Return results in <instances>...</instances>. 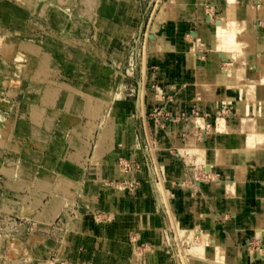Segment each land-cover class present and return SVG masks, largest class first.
<instances>
[{"label":"rangeland","instance_id":"374dc122","mask_svg":"<svg viewBox=\"0 0 264 264\" xmlns=\"http://www.w3.org/2000/svg\"><path fill=\"white\" fill-rule=\"evenodd\" d=\"M122 1L0 0V264H261L263 218L257 220L255 235L240 236L237 229L245 225V212L233 218L235 206L229 208L225 202L234 195L239 180L248 193L264 190V161L260 166L228 160L216 142L230 128L226 124L238 118H244L251 129L246 133L249 143L259 141L261 135L256 144L264 141V80L257 69L261 66L264 71L263 0H183L160 25V32L155 26L168 0H132L125 8L131 11L129 24L119 23L110 32L101 19L118 22ZM183 21L188 23L180 24ZM235 22L246 24L249 31L245 24L240 26L249 40L236 38L228 48V39H234V30L240 27ZM153 44L161 48L160 55L168 54L162 70L172 60L167 50L183 54L186 70L193 66L188 75L195 72V82H187L186 91L177 89L176 103L181 105L185 95L198 99L187 101L190 111L175 115L174 131L168 130L170 113L160 105L149 110V121L165 133L154 125V137H140L129 156L118 158L122 179H106L111 168L106 162L116 155L113 134L121 130L118 140L129 148L134 145L133 121L122 104L136 98L138 88L145 85L141 69ZM222 44L232 50L230 54ZM210 68L214 70L209 72ZM177 78L183 81L182 75ZM243 80L248 92L255 86L250 92H260V98L250 102ZM91 95L107 102L87 135L89 151L78 156L80 145L72 142L79 128L74 122L66 125L63 118H79L80 103ZM194 118L206 123L210 139H204L200 123L192 126ZM202 156L212 158L210 172ZM225 159L233 172L227 179H223L225 166L220 165ZM176 164L186 169L182 177L174 176ZM23 166L29 169L26 175ZM250 167L262 173L258 180L248 176ZM219 181L229 182L227 194L216 199L206 189ZM33 189L42 192L38 201ZM141 203L146 207L140 209ZM247 203L251 207L254 201L248 197ZM189 208L192 213L186 216ZM116 214L122 215V224L114 220ZM205 216L212 228L200 222ZM223 231L239 235L240 241L228 239ZM248 249L253 258L239 261Z\"/></svg>","mask_w":264,"mask_h":264},{"label":"bare ground","instance_id":"6f19581e","mask_svg":"<svg viewBox=\"0 0 264 264\" xmlns=\"http://www.w3.org/2000/svg\"><path fill=\"white\" fill-rule=\"evenodd\" d=\"M181 1H183V0H168V1H166L165 3H164V5H163V7H162V9H161V11H160V13L158 14V18H157V23H156V26H155V28H156V30L158 31V32H160L161 31V27H160V25L161 24H163V22L166 20V19H168L169 18V16L172 14V12L174 11V10H176L178 7H179V3L181 2ZM231 1H233V0H231ZM262 1V0H261ZM128 2H132V0H123L122 2H120V4H119V7L121 8V11L119 12V14H118V22H114V21H111V20H109V19H106V18H104V19H101V17H98L96 20H100L101 19V22L104 24V26H105V28L106 29H108L110 32H114L115 31V29H116V27H117V25L119 24V23H121V24H129V21L131 20V11H129L128 9L127 10H125V8L127 7V4H129ZM263 2H264V0H263ZM262 2V3H263ZM85 5V4H84ZM260 8H264V6L263 7H260ZM263 11V10H262ZM86 12V11H85ZM261 14V13H260ZM264 14V13H263ZM264 18V17H263ZM172 19V18H171ZM235 23H237V22H235ZM243 23V25L245 24L244 22H241V24ZM232 24V23H231ZM230 24V25H231ZM233 24H234V22H233ZM238 24V23H237ZM240 24V25H241ZM225 25H227V24H225ZM239 24H238V26H240ZM229 26V25H228ZM242 26V25H241ZM239 27V28H235L236 30H234L235 31V34L233 33V36L232 37H235L234 39H232L231 38V33L229 32V30H228V34H227V36L230 34V38L231 39H228L230 42H228V40L227 41H225L224 43H226V42H228V48H231V45L232 44H234V42L236 41V38H240L241 40L243 39V40H249L248 39V37H245V30L246 29H244L243 27ZM70 27H72V28H77L78 27V25H70ZM226 27V26H225ZM232 27V26H231ZM236 27V26H235ZM245 27L247 28V26H246V24H245ZM233 28V27H232ZM231 28V29H232ZM227 29V27L224 29H222L221 28V31L222 30H226ZM248 29V28H247ZM248 31H249V29H248ZM232 32H233V29H232ZM223 33H224V31H223ZM227 33V32H226ZM220 34H221V32H220ZM249 34V33H248ZM224 35V34H223ZM222 35V36H223ZM238 36V37H237ZM221 37V36H220ZM204 38H205V36H204ZM207 38V37H206ZM209 38L210 39H212L213 40V38H214V36H213V34H211V35H209ZM222 38V37H221ZM228 38V37H227ZM237 39V40H238ZM224 40H225V36H224ZM254 40V39H253ZM205 41V40H204ZM255 41V40H254ZM206 42H208V41H206ZM217 42V41H216ZM222 42V41H221ZM221 42H220V44H221ZM238 42H239V40H238ZM237 42V43H238ZM241 42H243V41H241ZM240 42V43H241ZM253 42V41H252ZM200 43V42H199ZM236 43V42H235ZM244 43V42H243ZM182 44V43H181ZM202 44V43H201ZM227 44V43H226ZM239 44V43H238ZM247 44V43H246ZM154 46H152L153 47V49H151L152 50V52H153V54L155 53V54H159V53H161V48L160 47H158V46H156V44H153ZM229 45H230V47H229ZM249 45V44H248ZM251 45V44H250ZM254 45V44H253ZM203 46V45H202ZM213 46H214V44H213ZM222 46H223V49L226 47H224V45L222 44ZM235 46H237V45H235ZM252 46V45H251ZM233 47H234V45H233ZM239 45H238V49H239ZM196 49V48H195ZM242 49V48H241ZM199 50V49H198ZM225 50V49H224ZM226 50H228L227 48H226ZM225 50V51H226ZM236 50V49H235ZM250 50V49H249ZM229 51V50H228ZM232 51V50H231ZM231 51H229L228 53L230 54L231 53ZM234 51V50H233ZM243 51V50H242ZM252 52H253V50H251ZM224 52V51H223ZM236 52V51H235ZM235 52H233V53H235ZM246 52V51H245ZM244 52V53H245ZM247 52H248V50H247ZM226 53H227V51H226ZM238 53H239V51H238ZM162 54V53H161ZM241 54V53H240ZM258 55V54H257ZM242 57V60L244 59L243 58V55H241ZM154 57V56H153ZM259 57V56H258ZM257 57V58H258ZM237 58V57H236ZM213 59V58H212ZM239 59V58H238ZM249 59H250V57H249ZM259 59V58H258ZM262 59V58H261ZM257 60V59H256ZM213 61V60H212ZM259 61V60H258ZM241 62H243V61H241ZM196 64V63H195ZM242 64V63H241ZM248 64V63H247ZM262 64H263V60H262ZM244 65V64H243ZM259 65H260V62H259ZM264 65V64H263ZM196 66V65H195ZM194 66V67H195ZM191 67H193V66H191ZM214 67V66H213ZM243 67H245V66H243ZM264 67V66H263ZM257 68V67H256ZM258 71L260 72L259 74L261 75V77H262V79H261V81L263 82V80H264V71H262V69H261V66H259L258 68ZM256 69V70H257ZM216 70V69H215ZM262 71V72H261ZM241 72V71H240ZM240 74V76H241V73H239ZM258 77H260V76H258ZM243 78V77H242ZM242 78H240L239 79V81L241 80V82H242ZM199 79V78H198ZM205 79V78H204ZM244 79V78H243ZM255 79V78H254ZM260 79V78H259ZM246 80V79H245ZM249 80V79H248ZM248 80H246V82L248 81ZM252 81H253V79H251ZM209 81V80H208ZM211 81V80H210ZM255 81H259L258 79H255ZM254 81V82H255ZM243 85L246 83L244 80H243ZM250 82V81H249ZM253 82V83H254ZM248 83V82H247ZM247 83H246V87L248 86L247 85ZM251 84H252V82H250ZM255 84H258V83H255ZM254 84V85H255ZM214 85V84H213ZM237 85V84H236ZM235 85V86H236ZM239 85H240V87H243V86H241V84L239 83ZM238 85V86H239ZM209 86V85H208ZM253 85H251V87H252ZM210 87V86H209ZM214 87H215V85H214ZM245 87V85H244V88H246ZM254 87L255 86H253L252 88H250V91L253 89L254 90ZM212 88V87H211ZM217 88H218V86H217ZM217 88H215V89H217ZM220 88H222V87H220ZM219 88V89H220ZM213 89V88H212ZM248 88H246V90H247ZM207 90V89H206ZM205 90V91H206ZM252 90V91H253ZM208 91H209V89H208ZM210 91H211V89H210ZM216 91V90H215ZM219 91V90H218ZM222 91V90H221ZM248 92V90H247V92L248 93H250L249 94V96L248 97H250L251 99H250V102H251V100H253L252 98H255V97H257V96H259L260 95V92H258V91H254V92ZM261 91V90H260ZM212 92V91H211ZM215 93V92H214ZM217 93V92H216ZM215 93V94H216ZM220 93V92H219ZM205 94V93H204ZM118 100H121L120 99V97H116ZM204 99H208L209 98V96H208V94H207V96H204L203 97ZM259 98H260V96H259ZM258 101H260V102H262V100H259V99H257ZM208 102V101H207ZM257 102V101H256ZM259 102V103H260ZM208 104V103H207ZM253 104V103H252ZM251 104V105H252ZM264 105V104H263ZM261 106V105H260ZM262 107V106H261ZM249 108V107H248ZM110 112V111H109ZM108 113V112H107ZM107 113H105V114H107ZM110 114V113H109ZM103 119H105V118H103ZM246 119V118H245ZM244 118H238V119H236V120H234V121H230L229 122V124H226V125H228L230 128L225 132V133H223V140L222 141H217L216 143H217V146L218 147H220V149L221 148H223L222 150H224V152H222V150H220L219 148V150L221 151L220 153H223L222 155H223V157H224V155H229L230 157L228 158V155H227V159L228 160H231V161H238V162H245V163H253V165L254 164H258V165H260V166H262V164H263V161H264V141H262V142H260V143H257L256 144V142H259V141H261L262 139V135H261V137H257L256 139L257 140H259V141H255L254 139H252L253 141L251 142V143H249L250 141H251V137L249 136L248 138L250 139V141H249V139L248 138H246V133H247V130H251L250 129V127L248 128L246 125H245V123H247V122H245L244 123ZM247 120V119H246ZM220 121V120H219ZM218 121V123L220 124L221 122H219ZM193 124H192V126L194 125H197L198 123H200L201 125H202V127H203V130H204V133H203V136H204V139H210V136H211V132H210V129H208V127H207V125H206V123H203L200 119H197V118H194L193 119ZM226 123V122H225ZM103 124V123H102ZM223 124V123H222ZM221 124V125H222ZM225 125V124H224ZM227 126V127H228ZM123 127V126H122ZM226 129V128H225ZM7 131H8V128H5L4 130H3V132L6 134L7 133ZM104 133V132H103ZM260 136V135H259ZM259 138V139H258ZM248 139V140H247ZM261 139V140H260ZM264 140V139H263ZM255 141V145H254V147H253V145H252V143ZM190 142V141H189ZM5 144V143H4ZM189 144V143H188ZM249 144H251L252 145V147L253 148H250V146L251 145H249ZM227 147H229V149L227 148ZM250 148V149H248V148ZM97 148H99V147H97ZM202 148H204V144H203V147ZM231 148V149H230ZM98 150V149H97ZM204 150V149H203ZM228 150H229V152H228ZM94 151V150H93ZM232 151V152H231ZM205 153H206V151H204ZM203 153V152H202ZM220 156H221V154H220ZM11 157V156H10ZM222 157V158H223ZM93 158H94V156H93ZM225 158V157H224ZM202 159L204 160L203 162H205L204 163V165L206 164V171H209L210 172V170H211V168L213 167V163L212 162H210V160L212 159H210V158H207V156L205 157V159L203 158V156H202ZM202 159H200V160H202ZM227 159H225L223 162L224 163H222V161H220L221 163H220V165L222 164V165H224L225 167V169H224V177L225 178H223V179H227V178H229V177H231V176H233V172H232V169H231V166L230 167H228L229 165H225V161L227 160ZM94 160H95V158H94ZM12 161V160H11ZM219 161V160H218ZM12 163V162H11ZM98 164V163H97ZM102 165V164H101ZM258 165H256V166H258ZM3 166V165H2ZM12 166H13V164H12ZM5 167V166H4ZM101 167V166H100ZM103 167V166H102ZM101 167V168H102ZM174 169L176 170V174L174 175V176H176L177 175V173H178V176H181V174H182V176H183V172L186 170V169H184V171L182 170L183 168H182V166L181 165H174ZM8 168V167H7ZM255 168H257V167H255ZM254 167H250L249 169H248V176L249 177H257V178H259V176L262 174L260 171H259V169L257 170V169H255ZM102 169H104V168H102ZM22 171L21 172H23V175H26L27 173H28V169L27 168H25V167H23L22 169H21ZM102 172H103V170H102ZM208 173V172H207ZM5 174H7V173H5ZM168 174V173H167ZM11 175V174H10ZM208 175V174H207ZM181 176V177H182ZM238 176V175H237ZM179 178V177H177L178 179V181H182V178ZM238 177H240V176H238ZM174 178H176V177H174ZM256 178V179H257ZM258 180V179H257ZM240 181L241 180H239V181H237L238 182V184H236L234 187H235V190L233 189V187H232V189L234 190V195H232V196H230L229 197V199H228V197H226L227 199H228V202H225V204L226 203H228V205L229 206H227V207H229L230 208V206H231V204H233L234 206H235V211H233V212H231L232 213V216H233V218H237V216H238V213L241 211V212H245V216H244V221H243V224H245L244 226H242L241 228H238L237 230H239L238 232H239V234H240V236H241V233L242 234H245V236H247L246 234H248V233H252L253 235H255V232H256V229H259V224H258V221H260V219L261 218H263V221H264V201H263V197H264V190L263 189H258L257 191H254L253 193H248L247 192V190H246V188L245 187H247V185H245V183H240ZM226 182V181H225ZM229 182V181H228ZM228 182H227V184H228ZM262 182V181H261ZM181 183V182H180ZM220 183V181L218 182V184ZM231 183H234V182H231ZM235 183H236V181H235ZM225 185V183H223V181H221V184H219V185H214L212 188H209V189H206V191L209 193V194H212V195H214L215 197H216V199H218L219 197L221 198V196H224V194L223 193H225L224 191H226V189H227V186L228 185ZM261 184V183H260ZM232 185V184H231ZM231 185H229L230 187H231ZM180 186H184V184H180ZM233 186V185H232ZM225 187H226V189H225ZM229 187V188H230ZM231 189V188H230ZM231 189V190H232ZM229 190V189H228ZM230 190V191H231ZM251 190V189H250ZM227 192V191H226ZM228 195H230L231 193L228 191ZM227 193H225V195H226ZM211 195V196H212ZM227 195V196H228ZM213 196V197H214ZM217 196H218V198H217ZM225 197H223V198H225ZM248 197H250L253 201H254V203L251 205V207H249L248 206V203H247V200H248ZM187 198V197H186ZM186 198H184V200L186 201V202H188V201H190V200H188L189 199V197H188V199H186ZM127 200V199H126ZM223 200H225V199H223ZM129 201V200H128ZM184 201V203H186ZM217 201V200H216ZM230 201V202H229ZM215 202V201H214ZM223 202V201H222ZM230 203V204H229ZM187 204V203H186ZM204 204H198V206H199V208L200 207H204L203 206ZM216 205H218V204H216ZM227 205V204H226ZM232 205V206H233ZM187 206V205H186ZM231 206V208H234V207H232ZM146 206H145V204L144 203H141V205H140V209L141 208H145ZM189 207V206H188ZM188 207H186V208H188ZM227 207H225V208H227ZM224 208V209H225ZM190 209V208H189ZM189 209H186L187 211L189 210ZM222 209V208H221ZM190 211H191V209L189 210V212L186 214V216H188L189 214L191 215V213H190ZM201 211V210H200ZM201 212H204V210H202ZM207 217L208 216H205L204 218H202L201 220H200V222H202V224L205 226V227H207V229H209V228H212L211 227V225H209V222H208V220L209 219H207ZM81 218V217H80ZM259 219V220H258ZM258 220V221H257ZM260 223V222H259ZM258 224V225H257ZM202 225V226H203ZM203 226V227H204ZM256 226L258 227V228H256ZM260 227H264L263 225H261L260 224ZM206 229V228H205ZM212 230H214V228L212 229ZM260 230H263L262 228L260 229ZM257 231H259V230H257ZM221 233H223L224 234V236H227L228 237V239L230 238L231 240H233V241H236V240H239L240 241V238H238V236L237 237H234V236H236V235H234L233 236V234H235V233H232V232H229V231H223V232H221ZM258 233V232H257ZM263 233V232H262ZM259 234V233H258ZM258 234H257V236H258ZM261 234V233H260ZM74 235V234H73ZM239 236V237H240ZM244 235H242V237H243ZM241 237V239L243 240V238ZM223 239V241H224V237H222ZM262 238V237H261ZM236 239V240H235ZM241 240V241H242ZM221 241V240H220ZM264 246V245H263ZM248 251V252H247ZM246 251V253L245 254H240V256L241 257H239L240 258V260L239 261H243V262H246V258H249V257H252L253 258V256H249L250 254H252V251H251V249H248ZM233 252H237V251H234V250H232V254H234ZM231 253V252H230ZM260 253V252H259ZM260 258H261V260H260V262L258 261V259H257V261L259 262V263H261V264H264V255H262V253H260L259 255H258ZM262 259H263V261H262ZM256 261V262H257ZM239 263H241V262H239ZM208 264H211V263H208ZM257 264V263H256Z\"/></svg>","mask_w":264,"mask_h":264},{"label":"crops","instance_id":"0c3cea01","mask_svg":"<svg viewBox=\"0 0 264 264\" xmlns=\"http://www.w3.org/2000/svg\"><path fill=\"white\" fill-rule=\"evenodd\" d=\"M187 21H183L180 24H183ZM188 23V22H187ZM190 23V22H189ZM169 25L172 24V22L168 23ZM167 24V25H168ZM191 24V23H190ZM185 25V24H184ZM181 26V25H180ZM182 28H184V32L186 31L185 26H182ZM181 28V29H182ZM186 33V32H185ZM159 37L163 35L160 34L158 35ZM157 36V38H158ZM179 40L181 39V37L183 36V32L182 35L179 34L177 37H179ZM196 39V38H195ZM161 40V38H160ZM157 43V41H156ZM151 44V40L147 41V46H149ZM158 44V43H157ZM159 45V44H158ZM161 45V44H160ZM148 53L147 56L145 58V62L144 65L142 66V73L143 70L145 71L144 73V83L145 85H141L140 88H138V94L136 96V98H133L132 100H125V104H122V107H126L127 110L129 111V115L131 116V119L133 121V127L132 129H130V131H132L133 134V140H134V145L133 147L129 148L126 145L123 144V142H121L120 140H118V137L120 136V131L118 130L113 134V149L116 153V155L113 158H109V160L106 162L108 164H110V169L109 172H107L106 175V179H122V173L121 171L118 169V158L120 157H127L129 156V149H132L136 146V141L139 143V138L143 137V136H147L150 137L151 134L154 137L153 134V127L154 125L159 126L156 122H150L148 119V115L147 112L149 110H152L153 108H155L157 105H160L164 110H166L168 113L171 114L172 119L170 120V123L168 124V130L169 128L171 130H173V123L176 124L175 120V115L177 113H180L182 110L183 111H190L191 109L188 106L187 101L189 99H193L196 97L197 95H185L182 98V104L178 105V103H176V98H177V94L176 91L179 88H182L183 90L186 91L187 89V82L192 81L193 83L195 82V72L194 74L189 77L190 72H192V67L189 65L190 68H188L186 70V60L185 57L183 56V54L181 52L178 53V55H176L175 51H168L167 52H171L172 55L170 58H172V60L170 62H166V68L164 70H162V63L163 60L165 59V56L168 55L167 53H164L165 55H157L156 58L153 57V54L151 52V50L148 48ZM166 52V51H165ZM178 57V61L176 59V56ZM168 57V56H167ZM183 61V62H182ZM217 62V61H216ZM200 73L203 72V70L200 68L198 69ZM214 69L209 70V72L213 71ZM182 75V82L177 81V75ZM204 75V72L202 73ZM206 76H209L206 74ZM172 78H175L176 80H172ZM174 81L176 83H174ZM156 83L157 87L154 86H147L146 83ZM176 84V85H174ZM164 85V86H163ZM166 95L169 96V98L166 100ZM107 102V99H103V101H100V99H98V97L95 96H89L86 98L85 102H81L79 105V112H81L82 114H79V118L78 116H74V117H66L63 118L64 121H66V125L68 123H75L76 128H79L80 131H82L83 135L79 133V130H77V135L75 137V141L72 142V144H77L79 147H77V154L78 156L80 155H86V153L89 151V147H87V135L91 134L92 129L91 126L93 125L92 123L97 121L98 118L100 116H102L103 111H101V107H103V104ZM199 103V101H198ZM166 106H163V105ZM43 108L40 109V112H43ZM102 110H105L102 108ZM130 110H132V113H130ZM49 118V120L51 119V115H47ZM55 119L58 117L57 114L54 116ZM85 118V122L82 123ZM170 126V127H169ZM177 126V125H176ZM161 129L162 133H165V130L163 129V127L159 126ZM75 128V127H74ZM174 131V130H173ZM120 139V138H119ZM119 145V147L117 146ZM94 150V148H93ZM73 166V165H70ZM25 168H27L26 166H23ZM22 167V168H23ZM69 168V167H68ZM28 169V168H27ZM29 170V169H28ZM74 172H72L73 174ZM71 174V171H70ZM48 180H52V176L50 175V177H48ZM32 195L34 196V198L38 201L41 196H42V192L40 190H32ZM119 204H117L118 206ZM114 217L116 219L114 220H120V222L118 224H122L121 223V217L122 215H114ZM118 217V218H117ZM123 220V219H122ZM125 222V221H124ZM123 222V224L125 225V223ZM116 224V223H115ZM86 227H88V223L86 222L84 224Z\"/></svg>","mask_w":264,"mask_h":264}]
</instances>
